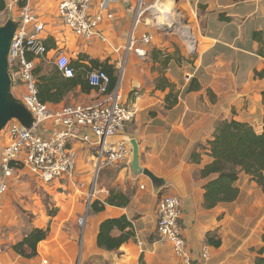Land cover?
<instances>
[{"label":"crops","instance_id":"1","mask_svg":"<svg viewBox=\"0 0 264 264\" xmlns=\"http://www.w3.org/2000/svg\"><path fill=\"white\" fill-rule=\"evenodd\" d=\"M6 1L8 11H0V25L10 16L19 22L21 11L30 8L45 24L42 35L50 47L47 56L64 52L75 62L84 54L116 65L122 101L134 104L138 111L113 141H124L133 151L131 139L136 138L140 165L164 183L156 186L148 176L135 173L132 152L127 161L99 168L91 200L85 201L84 190L79 189L59 215L33 221L32 227L48 229V236L38 243V254L32 258L13 248L31 229L22 233L18 223L10 222L5 214L0 264H141L142 259L144 264H264L263 188L241 173L238 198L208 208L205 185L213 176L201 174L213 160L209 142L221 122L234 119L249 123L258 133L264 131V77L256 75L264 70L260 53L264 49V0H163L164 8L173 5L175 11H168L158 27L145 16L152 0L151 5L144 1L143 8L138 0H113L109 9L113 17L105 14L88 40L64 24L59 0ZM93 1L96 10L101 0ZM187 15L192 20L185 26L191 28L192 51L186 45L184 28L179 36L169 30L171 21H180L181 27V17ZM161 27L164 31L158 30ZM144 34H152L153 41L144 43ZM41 60H36L37 65ZM17 89L22 93L24 86ZM99 98L97 89L83 92L77 87L55 106L89 104ZM72 145L79 154L74 175L55 183L67 187L78 182L83 188L98 168L97 156L87 142L76 140ZM112 191L128 194L129 204H106L103 211L94 212L92 200L106 202ZM164 194L182 201L181 225L189 262L177 256L170 243L159 242L158 205ZM123 215L132 221L135 237L117 250L99 247L100 224ZM83 216L84 227L79 224ZM209 233L216 234L219 246L209 243Z\"/></svg>","mask_w":264,"mask_h":264},{"label":"built area","instance_id":"2","mask_svg":"<svg viewBox=\"0 0 264 264\" xmlns=\"http://www.w3.org/2000/svg\"><path fill=\"white\" fill-rule=\"evenodd\" d=\"M93 0H59V12L65 25L79 37L91 39L96 33L103 13L113 0H101V14L90 17ZM156 4V3H155ZM153 4L151 7H155ZM143 4H140L142 7ZM45 24L25 7L21 11L19 26L12 39L9 51V71L12 78V90L24 86L21 95L14 94L31 112L34 122L26 127L19 120L13 119L6 126L8 140L0 146V220L4 211V196L10 188L14 173L20 166L27 167L34 176L45 183H51L66 176H73L78 151L72 142L80 140L93 147L98 161V169L103 166L127 161L132 148L126 142H114L113 138L126 123L134 120L137 108L122 102L118 82L109 91L110 77L102 70H93L87 74L91 85L97 88L99 100L89 104L53 106L42 102L38 96L36 60L44 59L49 52L44 42ZM154 39L152 34H144L146 44ZM189 50L195 46L185 39ZM34 58H28V54ZM55 64L63 76H75V68L68 54L60 52ZM14 93V91H13ZM51 124V127L48 126ZM183 214L180 197L164 194L158 205L159 242L172 245L177 256L189 262L187 243L183 234L181 217ZM86 216L79 219L84 227ZM4 252L0 237V256Z\"/></svg>","mask_w":264,"mask_h":264},{"label":"trees","instance_id":"3","mask_svg":"<svg viewBox=\"0 0 264 264\" xmlns=\"http://www.w3.org/2000/svg\"><path fill=\"white\" fill-rule=\"evenodd\" d=\"M0 11H8L6 0H0ZM256 37L260 40L259 35ZM48 49H50L49 46ZM260 53L264 54L263 48ZM28 58L33 59L34 55L30 53ZM82 61H87V63ZM41 63L36 65L35 69L38 79V96L42 102L54 106L62 103L68 94L77 87H80L83 92L97 89L90 84L87 78V74L93 70H102L109 75V91L117 86L119 80V71L116 65L107 59H94L88 55L80 54L77 61L71 60V64L75 68V76L72 78L63 76L56 65L52 71L41 74L43 71ZM256 75L264 77V70L257 72ZM190 89H193V85L190 86ZM175 102L176 97L172 104ZM209 149L213 160L201 171L205 178L213 176L205 185L206 207L213 208L220 203L235 201L240 194L237 182L241 173L250 175L252 180L256 181L264 190V131L258 133L249 123L234 119L225 120L218 125L214 139L209 142ZM129 202L128 194L112 191L106 202L94 200L91 203V208L98 213L106 208V204L124 207ZM47 236L48 229L33 227L22 241L14 244L13 248L26 258L35 257L38 254V243L46 239ZM215 236L216 234L209 233L207 239L212 245L219 246L221 242L215 240ZM134 237V225L127 216L123 215L104 220L100 224L97 241L99 247L111 251L119 249ZM261 252H264V247ZM261 261L264 262V258ZM141 264H144L143 259Z\"/></svg>","mask_w":264,"mask_h":264},{"label":"rangeland","instance_id":"4","mask_svg":"<svg viewBox=\"0 0 264 264\" xmlns=\"http://www.w3.org/2000/svg\"><path fill=\"white\" fill-rule=\"evenodd\" d=\"M144 1L146 0H138V6H140V4L144 5ZM152 2L153 4L156 3L155 7H151L150 10L146 11L145 16L151 18L150 19L151 21H149L151 25L158 27V25L165 22L164 15L167 14L168 11L170 12L175 11V6L172 5L169 8H164L166 4L165 2H163V0H152ZM152 2L148 0L147 4L151 5ZM94 5L95 3L94 1H92L90 8V12L92 13V15L101 14L99 3L96 7L97 8L96 10L92 9V6L94 7ZM112 5L113 4L111 3L109 9L112 7ZM149 11L151 12L147 13ZM105 14H107V11L104 12L102 15L104 16ZM143 17L144 15L142 16V18ZM181 18L183 19L181 27L178 26L181 23L180 21L179 22L174 21V23H172L171 21V23L169 22L171 24L169 30L170 32H175L177 36H179V32L181 31V28H184V31L186 32L185 37L190 42V38L188 37V32H190L191 28L185 29V26H188L192 20L189 15L182 16ZM164 28L165 27H161L158 28V30L164 31ZM193 45L195 46V44ZM56 56H57L56 54L51 55V57L46 55V57L42 59L41 66L43 68V71L41 72V74H43V72H50L54 69L56 65L55 64ZM13 91L14 94L16 93L18 96L21 95L17 88L14 89ZM122 102L126 104L124 100ZM64 105H73V104L66 103ZM126 105L133 106L134 104L132 105L126 104ZM8 139L9 138L8 135L6 134V127H5L0 132V146H2L5 143V141H7ZM99 172L100 170H98V168L96 169L94 175L92 171L91 174L92 177L90 176L89 179L86 182H84L83 188L78 185V182L75 185L63 187L60 186L59 183H55V181H60L61 179L55 180L54 183L53 182L45 183L38 177L34 176L33 173L27 167L25 168L23 166H20V168H18V170L14 173V176L12 177V180L10 182L11 186L6 193L7 196L6 194H5L6 197L4 196V202L6 198L8 200L7 202L9 205L6 211L5 210L3 211L0 220V228H1L3 215L7 214L10 216V220H9L10 222L15 223L16 225L18 223L17 226L19 227L17 228L22 233L26 231L28 232L30 229L33 228L32 226L34 220L38 219L37 222H39L40 220L47 219L48 217L52 218L55 217L56 215H59V213L62 212V209L66 207L67 202L71 201L73 198L78 196L75 194L76 192L79 193V189L84 190L83 196L86 198L85 201H87L88 198L91 200L95 194L96 183L98 180ZM67 177L69 176H66L62 179L66 180ZM0 237L2 240L1 233H0Z\"/></svg>","mask_w":264,"mask_h":264},{"label":"water","instance_id":"5","mask_svg":"<svg viewBox=\"0 0 264 264\" xmlns=\"http://www.w3.org/2000/svg\"><path fill=\"white\" fill-rule=\"evenodd\" d=\"M19 22L12 16L0 25V132L13 120H19L26 127L33 126V116L23 102L14 95L12 78L9 71V51ZM133 147L132 169L137 174L148 176L156 186L164 179L156 176L148 168L140 165V147L136 138L131 139Z\"/></svg>","mask_w":264,"mask_h":264},{"label":"bare ground","instance_id":"6","mask_svg":"<svg viewBox=\"0 0 264 264\" xmlns=\"http://www.w3.org/2000/svg\"><path fill=\"white\" fill-rule=\"evenodd\" d=\"M191 35V34H190ZM190 38V37H189Z\"/></svg>","mask_w":264,"mask_h":264}]
</instances>
